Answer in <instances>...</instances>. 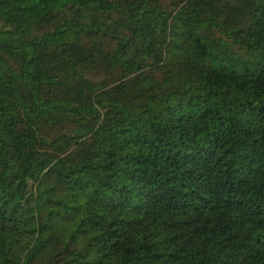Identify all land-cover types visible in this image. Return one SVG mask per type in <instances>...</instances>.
Returning <instances> with one entry per match:
<instances>
[{"label":"trees","instance_id":"1","mask_svg":"<svg viewBox=\"0 0 264 264\" xmlns=\"http://www.w3.org/2000/svg\"><path fill=\"white\" fill-rule=\"evenodd\" d=\"M0 264H264V0H0Z\"/></svg>","mask_w":264,"mask_h":264}]
</instances>
